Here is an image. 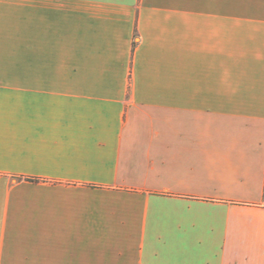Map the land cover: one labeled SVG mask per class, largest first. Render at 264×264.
Here are the masks:
<instances>
[{
	"label": "crops",
	"instance_id": "crops-1",
	"mask_svg": "<svg viewBox=\"0 0 264 264\" xmlns=\"http://www.w3.org/2000/svg\"><path fill=\"white\" fill-rule=\"evenodd\" d=\"M0 264H264V0H0Z\"/></svg>",
	"mask_w": 264,
	"mask_h": 264
}]
</instances>
